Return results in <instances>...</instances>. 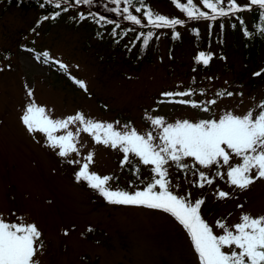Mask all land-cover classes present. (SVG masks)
<instances>
[{
  "label": "rangeland",
  "instance_id": "374dc122",
  "mask_svg": "<svg viewBox=\"0 0 264 264\" xmlns=\"http://www.w3.org/2000/svg\"><path fill=\"white\" fill-rule=\"evenodd\" d=\"M247 2L238 0L241 5ZM145 5L169 18H186L169 0H145ZM81 11L71 8L66 18L75 20ZM133 14L146 23L139 13ZM241 17L248 21L250 11L242 12ZM67 19L43 20L34 29L31 11H0V218L9 223L23 218L24 223L38 227L43 245L35 257L38 264H198L187 233L170 215L141 206L108 204L98 192L81 187L82 181L73 180L75 170L92 153L89 171L113 177V190L132 193L142 190L151 180L150 165L145 166L130 155L133 166L121 167L123 153L78 132V122L55 133L64 135L71 131L77 136L78 153L61 158L58 149L47 146L43 134L27 131L21 116L26 105L35 102L53 119H66L79 112L86 119L112 123L117 131L129 125L142 135L152 132L158 136L159 130L146 117H163L166 123H175L184 119H219L227 112L239 116L249 111L256 114L264 105V79L254 84L249 80L264 67L263 47L259 48L261 44L254 40V33L247 36L236 31L232 34L235 39L226 31L222 47L212 34L209 45L202 48L212 57L207 65L210 68L201 70L195 57L199 49L192 44L184 42L179 48L168 50L162 35L172 28L154 31L158 38L156 51L147 61L137 59L133 49L128 55L124 49L110 53L107 43L100 47L99 41L85 34L80 26L71 29ZM205 21L199 22L200 31L206 32ZM193 22L187 21L179 31L186 33ZM226 22L223 21L225 27ZM35 51L47 52L48 59L66 65V74H59L56 68L38 59ZM76 80L83 81L86 90ZM184 91L192 95H162ZM29 92L33 93L31 97ZM168 99H187L200 108L161 103ZM203 107L209 111H202ZM238 162V158H233V164ZM186 163L193 164L191 159ZM137 167L139 177L134 174ZM166 167L174 193L192 201H205L202 218L215 234H222L217 221L231 229L240 222L242 213L264 216V179H256L242 191L229 185L227 165L210 169L194 165V170L185 171L171 163ZM217 171L220 175H216ZM199 172L213 183H205L203 188L194 186ZM219 191L227 192L228 197L218 198Z\"/></svg>",
  "mask_w": 264,
  "mask_h": 264
},
{
  "label": "snow or ice",
  "instance_id": "6c2138e0",
  "mask_svg": "<svg viewBox=\"0 0 264 264\" xmlns=\"http://www.w3.org/2000/svg\"><path fill=\"white\" fill-rule=\"evenodd\" d=\"M95 2L96 0H72L77 7L91 8ZM45 3L56 9L68 11V8L64 7L68 0H45ZM107 3L112 5L110 11L113 14L121 16L123 20L133 25H142V20L133 12L142 13L143 20L146 21L144 27L175 28L184 24L183 20L154 13L145 5V0H107ZM171 3L187 20L216 21L224 17L237 16L245 11L264 12V0H248L244 5L239 4L238 0H200L199 4L196 0H171ZM60 14L57 11L52 16L43 17L42 20H55ZM91 15L96 18L97 23H114L96 13ZM78 16L81 20L88 18L83 13H78ZM240 22L243 25L242 18ZM115 27L120 25L115 24ZM152 37L153 33L150 31L144 34L143 43L147 45ZM42 55L45 60L48 59L47 52ZM211 58L210 54L199 53L196 61L207 66ZM59 68L67 71V66L63 63H59ZM74 82L86 90L83 81ZM28 95L31 97L33 93L29 92ZM162 95L188 97L192 93L184 91ZM165 102L200 108L198 103L187 99L161 101ZM260 108L256 114L249 111L239 116L227 112L219 119H201L198 122L184 119L166 123L163 117H146L151 125L159 130L158 136H153L152 132L142 135L129 125H124L125 130L117 131L112 123L86 119L79 112L66 119H53L46 114L44 107L38 106L35 102L26 105L21 121L30 134H43L47 146L53 150L58 149L57 155L61 158H67L70 153H78L75 146L77 136L71 131H66L64 135L55 133L62 129L67 130L70 124L78 122L81 126L78 132L83 131L92 136L95 143L123 153L121 167L133 166L134 162L130 155L138 158L141 164L150 165L153 174L151 180L142 190L132 193L122 189L113 190L110 187L113 177H101L90 172L92 153L85 157L87 162L76 172V179L78 182H86L88 187L98 192L108 204L141 206L170 215L187 233L198 264H264V216L252 217L250 214L242 213L240 222L231 229L225 223L217 221L216 227L222 229V234L217 235L202 218L201 207L205 201L203 199L192 201L187 196L174 193L166 167L171 163L176 169L185 171L194 170V165L205 169L227 165L229 185L242 191L248 189L256 179H264V105ZM201 110L208 112L209 108L203 107ZM233 158H238L239 162L233 164ZM188 159H191L193 164L186 163ZM67 162L79 163L72 160ZM134 174L139 177L138 167L135 168ZM216 175L220 173L217 171ZM205 183L211 185L213 181L204 172H199L194 186L203 188ZM228 195L224 191L218 192L220 199L227 198ZM19 220L18 223H9L0 218V264H38L35 257L43 246L42 233L34 223L26 224L23 218ZM88 231L92 229L89 228Z\"/></svg>",
  "mask_w": 264,
  "mask_h": 264
},
{
  "label": "trees",
  "instance_id": "16d2710c",
  "mask_svg": "<svg viewBox=\"0 0 264 264\" xmlns=\"http://www.w3.org/2000/svg\"><path fill=\"white\" fill-rule=\"evenodd\" d=\"M171 2V0H169ZM172 4V3H171ZM43 5V6H42ZM173 5V4H172ZM139 6V5H137ZM174 6V5H173ZM64 7H67L68 10L72 8L82 10L80 13H83L87 19L81 20L79 19V16L75 20H72V17L66 18V15L68 14V11H63L62 9H56L53 6L46 4L45 0H0V11H5L7 9H18L22 12H28L31 11L34 15V22L33 28L35 29L38 25V22L43 21L42 18L45 16H52L55 14V12L59 11L61 14L58 18L55 20L47 19L49 22H56L59 20L67 19L68 26L71 27V29H74L78 26L82 28L85 32V34L89 35V37H93L95 40H98V44H105L107 43L108 48L111 49L112 53L115 49H124V54L128 55L132 49L134 50L135 55L137 56V59L139 60H151V57L153 53L156 51V44L157 40L154 31L157 30L156 28H149L144 27L143 25L146 24L145 22H142L141 26L133 25L130 22H127L123 20L121 16H117L113 14L110 11V8L112 5L107 3V0H96L95 4L89 8L87 6H75L72 3V0H68V3L64 5ZM175 7V6H174ZM91 13H96L98 16H104L107 20H111L114 23L113 24H102L97 23L94 21L96 20L95 17L91 15ZM142 16V13H139ZM241 15L242 13H239L237 16H229L224 17L221 19H218L216 21H210L207 20L206 25L204 26V30L206 32L200 31L199 22H204V20H194L193 24L191 26L187 27V32L179 31L183 26L186 27L187 20L185 18L183 25H177L175 28H172L169 32H165L162 37L166 39V43L168 45V50L179 48V46L187 42L189 44H192L195 48L199 49V52L205 53V51H202L203 46L209 45L210 39L212 38V34L215 37L216 41H219L220 45L222 47V39H224V36H226V31L228 35L231 36V38L237 39L233 33L237 31V33H242L244 35L245 33H254L255 35V41L258 42L262 49L264 50V12H261L259 10H253L250 11V18L248 21H244L243 25H241ZM139 18V17H138ZM143 18V17H142ZM237 19V20H236ZM226 20L227 27L224 26L223 21ZM70 21V22H69ZM196 21V22H195ZM40 24V23H39ZM115 24H119L120 27H115ZM67 26V27H68ZM137 26V27H135ZM153 33L152 39L149 40L148 44L145 45L143 43V36L144 34L148 32ZM113 32H115V35H113ZM247 34V36H248ZM157 36H159L157 32ZM211 37V38H210ZM84 37L82 40H85ZM87 45V44H86ZM260 51V50H259ZM258 51V52H259ZM199 52L196 54L195 57L198 56ZM257 52V53H258ZM35 56L40 59L41 61H45L47 64H49L50 67L56 68L59 74H66L64 70H61L59 68V65L56 64V62H53L50 59L45 60L44 56L35 51ZM256 57L254 59H250L251 63L255 61ZM201 70H207L210 67L203 65L202 63H199ZM254 65V64H253ZM202 66V67H201ZM205 67V68H203ZM251 66H249L250 70ZM259 73V75H256ZM242 76V73L239 75ZM69 79V76H67ZM264 79V67H262L257 72H254L253 75L250 77L249 83H259L261 80ZM79 170H75L73 180L77 181L76 179V172ZM80 186L89 189L91 191H94L93 189L89 188L87 183L82 181L79 182ZM96 192V191H94Z\"/></svg>",
  "mask_w": 264,
  "mask_h": 264
}]
</instances>
